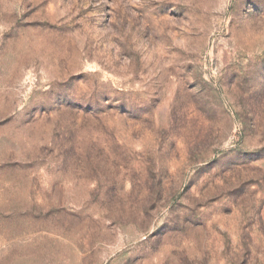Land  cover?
<instances>
[{
	"label": "rangeland",
	"instance_id": "obj_1",
	"mask_svg": "<svg viewBox=\"0 0 264 264\" xmlns=\"http://www.w3.org/2000/svg\"><path fill=\"white\" fill-rule=\"evenodd\" d=\"M0 264H264V0H0Z\"/></svg>",
	"mask_w": 264,
	"mask_h": 264
}]
</instances>
